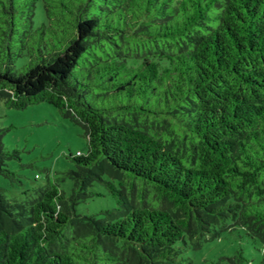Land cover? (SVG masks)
Wrapping results in <instances>:
<instances>
[{
  "label": "trees",
  "instance_id": "1",
  "mask_svg": "<svg viewBox=\"0 0 264 264\" xmlns=\"http://www.w3.org/2000/svg\"><path fill=\"white\" fill-rule=\"evenodd\" d=\"M39 1L0 0V99L53 104L88 151L69 194L0 187V264H182L232 226L257 261L205 264H264V0H42L35 27ZM97 181L116 205L78 213Z\"/></svg>",
  "mask_w": 264,
  "mask_h": 264
},
{
  "label": "rangeland",
  "instance_id": "2",
  "mask_svg": "<svg viewBox=\"0 0 264 264\" xmlns=\"http://www.w3.org/2000/svg\"><path fill=\"white\" fill-rule=\"evenodd\" d=\"M45 19L42 0L37 3L35 27ZM21 56L16 65L27 61ZM0 130L7 150L17 151L8 160L9 172L0 173V187L11 201H27L38 189L56 183L69 194L74 180L61 178L69 169L76 168L73 155L88 151L84 127L64 116L47 101L29 104L24 108L9 107L0 99ZM91 194L76 204L78 213L103 216V210L116 205L115 198L101 181L89 187ZM257 261L260 249L241 226L221 230L218 236L205 240L198 248L184 246L182 264H205L238 250Z\"/></svg>",
  "mask_w": 264,
  "mask_h": 264
}]
</instances>
